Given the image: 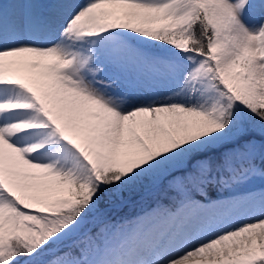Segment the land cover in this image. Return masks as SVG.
Returning <instances> with one entry per match:
<instances>
[{
  "label": "snow or ice",
  "instance_id": "6c2138e0",
  "mask_svg": "<svg viewBox=\"0 0 264 264\" xmlns=\"http://www.w3.org/2000/svg\"><path fill=\"white\" fill-rule=\"evenodd\" d=\"M0 264H264V0H0Z\"/></svg>",
  "mask_w": 264,
  "mask_h": 264
},
{
  "label": "trees",
  "instance_id": "16d2710c",
  "mask_svg": "<svg viewBox=\"0 0 264 264\" xmlns=\"http://www.w3.org/2000/svg\"><path fill=\"white\" fill-rule=\"evenodd\" d=\"M136 211V209H131V208H126L124 210L125 213H134Z\"/></svg>",
  "mask_w": 264,
  "mask_h": 264
}]
</instances>
